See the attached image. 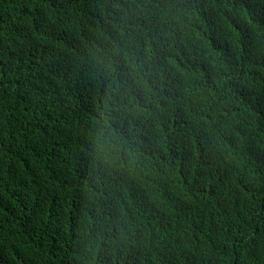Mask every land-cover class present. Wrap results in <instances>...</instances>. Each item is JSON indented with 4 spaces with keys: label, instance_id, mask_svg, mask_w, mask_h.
<instances>
[{
    "label": "trees",
    "instance_id": "1",
    "mask_svg": "<svg viewBox=\"0 0 264 264\" xmlns=\"http://www.w3.org/2000/svg\"><path fill=\"white\" fill-rule=\"evenodd\" d=\"M0 167V264H264V0H0Z\"/></svg>",
    "mask_w": 264,
    "mask_h": 264
},
{
    "label": "clouds",
    "instance_id": "2",
    "mask_svg": "<svg viewBox=\"0 0 264 264\" xmlns=\"http://www.w3.org/2000/svg\"><path fill=\"white\" fill-rule=\"evenodd\" d=\"M216 17V15H214ZM41 71L40 68L35 69V61L32 60L26 68H24L20 73L19 76L24 78L27 81H30L34 72H39ZM58 103V101L52 102L51 104L54 105L53 109V116L55 121L49 122L46 127L41 131V134L43 138L47 141L54 142V139L56 136L59 137H65L60 133V129L66 128L70 131V134L72 136V133L75 131L73 128L67 123V120H64L63 118L65 117V110L66 107H61V106H55V104ZM126 110H132V104L127 107ZM100 131V130H99ZM97 132V134L99 133ZM70 136V137H71ZM90 138V137H87ZM158 136L155 132L150 131L147 133L140 144V158L139 159H131L133 164L141 165V166H146L150 164L153 160L152 158L156 155V152L158 150ZM11 175L15 178H17V173L13 170H8V171H3L1 170L0 167V185H4L7 177ZM170 211V210H169ZM157 215V211H156ZM182 216V211L179 212L176 216L171 218V223L177 222ZM207 225L210 224V222H206ZM238 264H244L241 261H237Z\"/></svg>",
    "mask_w": 264,
    "mask_h": 264
}]
</instances>
